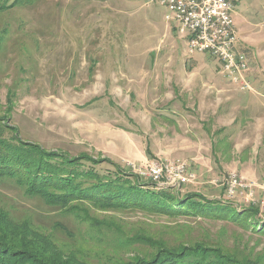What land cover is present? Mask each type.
<instances>
[{"label": "rangeland", "instance_id": "obj_1", "mask_svg": "<svg viewBox=\"0 0 264 264\" xmlns=\"http://www.w3.org/2000/svg\"><path fill=\"white\" fill-rule=\"evenodd\" d=\"M147 2L0 0V117L23 139L75 158L136 168L182 159L197 176L184 192L259 205L264 213V0H238L234 10L251 90L228 79L217 57L189 54L165 7ZM232 173L254 184V201L228 197ZM0 205L47 229L69 228V236L58 233L63 247L95 264L130 256L136 247L125 237L138 228L175 222L86 206L93 226L28 197L10 179L0 182ZM249 237L229 241L264 258V238Z\"/></svg>", "mask_w": 264, "mask_h": 264}, {"label": "trees", "instance_id": "obj_2", "mask_svg": "<svg viewBox=\"0 0 264 264\" xmlns=\"http://www.w3.org/2000/svg\"><path fill=\"white\" fill-rule=\"evenodd\" d=\"M6 120L0 117V182L10 179L28 197H40L49 207L87 221L92 217L82 210L86 206L175 219L163 230L140 227L131 237L126 235L128 247L136 248L127 258L107 264H264L261 255L255 257L229 241L264 238L259 205L242 207L228 198L184 192L183 187L159 188L127 164L89 154L75 158L29 142ZM35 222L0 205V264H95L82 258L78 248L63 247L58 233L69 236L73 233L69 228L55 224L47 229ZM207 222H221L227 228ZM92 225L98 223L93 220Z\"/></svg>", "mask_w": 264, "mask_h": 264}, {"label": "built area", "instance_id": "obj_3", "mask_svg": "<svg viewBox=\"0 0 264 264\" xmlns=\"http://www.w3.org/2000/svg\"><path fill=\"white\" fill-rule=\"evenodd\" d=\"M165 7L168 22L176 28L188 44V53H209L221 61L224 75L242 90H251L247 79L248 56L237 47L238 30L234 17L237 0H147ZM133 171L159 188L182 187L196 182L184 160H154L146 167L128 164ZM228 197L241 196L254 201V184L245 183L242 176L232 173L225 183Z\"/></svg>", "mask_w": 264, "mask_h": 264}, {"label": "flooded vegetation", "instance_id": "obj_4", "mask_svg": "<svg viewBox=\"0 0 264 264\" xmlns=\"http://www.w3.org/2000/svg\"><path fill=\"white\" fill-rule=\"evenodd\" d=\"M237 4V3H236ZM235 8H236V5H235Z\"/></svg>", "mask_w": 264, "mask_h": 264}]
</instances>
